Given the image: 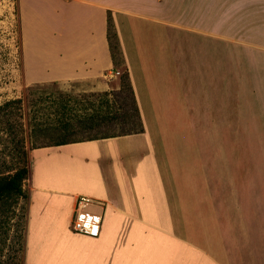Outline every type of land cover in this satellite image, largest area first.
I'll return each mask as SVG.
<instances>
[{
	"label": "crops",
	"instance_id": "0c3cea01",
	"mask_svg": "<svg viewBox=\"0 0 264 264\" xmlns=\"http://www.w3.org/2000/svg\"><path fill=\"white\" fill-rule=\"evenodd\" d=\"M17 9L25 82L96 90L119 74L109 11L143 125L28 149L24 264H264V152L239 159L222 118L238 113L240 50L250 80L264 82V0H17ZM211 145L229 167H209ZM79 194L105 203L98 236L70 230Z\"/></svg>",
	"mask_w": 264,
	"mask_h": 264
},
{
	"label": "rangeland",
	"instance_id": "374dc122",
	"mask_svg": "<svg viewBox=\"0 0 264 264\" xmlns=\"http://www.w3.org/2000/svg\"><path fill=\"white\" fill-rule=\"evenodd\" d=\"M17 11V0H0V174L13 173L18 167L28 165V149L51 141L49 138L33 140L29 137L31 123L41 121L42 125H46L51 117L57 116L56 110L59 106L53 102L51 95L48 96L49 92L53 95L70 94L73 100L76 97L75 109L81 108L82 111L84 110L82 102H78L80 99L104 91L113 92L114 106L122 108L119 109L121 113L124 109L130 108L131 103L127 92L118 94L120 76L124 70L122 66L118 67L117 79L110 82L108 90H96L93 83L87 81H65L51 84L45 89L42 85L45 82L27 84L22 68L20 44L22 35ZM242 52L243 50H240L238 113L225 111L222 113L227 126L223 133L238 137L235 150L239 159H244L247 154L255 155L257 159L258 155L264 152V82L250 80L253 76L247 69ZM32 85L40 87L35 89L30 97L27 90ZM228 109L230 110V107ZM232 119L234 127L230 123ZM121 126L124 124L120 120L113 121L104 131L113 132L121 129ZM193 131L197 136L199 130ZM193 131H190L192 137ZM207 132L211 136L215 135L214 130ZM250 136L253 137L252 143L248 139ZM210 148L207 154L211 159L209 167H229L226 162L227 151L215 149L214 145ZM227 149L230 152V146H227ZM257 164L256 160V167ZM26 218L27 199L24 197L17 201H14L13 197L0 199V264H24Z\"/></svg>",
	"mask_w": 264,
	"mask_h": 264
},
{
	"label": "trees",
	"instance_id": "16d2710c",
	"mask_svg": "<svg viewBox=\"0 0 264 264\" xmlns=\"http://www.w3.org/2000/svg\"><path fill=\"white\" fill-rule=\"evenodd\" d=\"M107 40L114 68H118L119 66L124 68L120 76L118 94L127 92L126 94L130 96L131 100L130 108L124 109V112L121 113L119 109L122 108H115L114 106L115 97L112 96L113 92L108 91L92 93L91 97L80 99L81 101L79 100L78 102H82L83 111L81 108L75 109L76 97L73 100V96L70 94L53 95L49 92L48 96L51 95L53 102L59 106L56 110L57 116L51 117L46 125H42L41 121L30 122L29 137L31 139L49 138L51 141L44 142L43 145H56L143 131L142 120L134 97L128 69L124 65L123 57L120 53L117 32L109 11L107 15ZM20 44L22 51V40H20ZM56 83L60 82L42 83L43 89ZM39 87V85L30 86L27 90V95L31 97L33 91ZM117 120H120L124 124V126H121V129L113 132L104 131L107 129L105 127ZM34 147L36 146L34 145ZM28 171V165H22L15 169L13 173L0 174V199L13 197L14 201H17L21 197H25L22 185L28 176Z\"/></svg>",
	"mask_w": 264,
	"mask_h": 264
},
{
	"label": "built area",
	"instance_id": "2783aa9c",
	"mask_svg": "<svg viewBox=\"0 0 264 264\" xmlns=\"http://www.w3.org/2000/svg\"><path fill=\"white\" fill-rule=\"evenodd\" d=\"M117 73L109 71L106 77L112 78ZM93 207H97L99 210L95 212L92 209ZM104 209L105 203L103 200L87 194H79L75 200L69 226L70 230L82 235L98 236L102 229Z\"/></svg>",
	"mask_w": 264,
	"mask_h": 264
}]
</instances>
